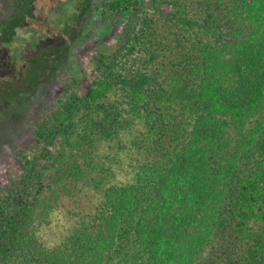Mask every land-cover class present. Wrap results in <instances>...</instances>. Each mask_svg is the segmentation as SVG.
<instances>
[{
  "label": "trees",
  "instance_id": "1",
  "mask_svg": "<svg viewBox=\"0 0 264 264\" xmlns=\"http://www.w3.org/2000/svg\"><path fill=\"white\" fill-rule=\"evenodd\" d=\"M104 15L139 24L102 54L82 116L64 103L36 128L0 192V264H264V0H106ZM89 192L94 210L43 242Z\"/></svg>",
  "mask_w": 264,
  "mask_h": 264
},
{
  "label": "rangeland",
  "instance_id": "2",
  "mask_svg": "<svg viewBox=\"0 0 264 264\" xmlns=\"http://www.w3.org/2000/svg\"><path fill=\"white\" fill-rule=\"evenodd\" d=\"M1 1L0 16L7 15L8 2ZM75 1L33 0L28 10L30 2L21 0L20 10L23 5L25 12L34 11L27 18L37 23L35 29H21L14 43L9 45L4 39L0 49V192L12 188L22 177L24 157H31L36 147L35 130L55 109L67 103L76 119L82 116L80 99L102 54L122 47L139 24L138 15L107 18L106 0H84L80 6L85 5L86 10L72 22L75 17L70 9ZM69 20L72 25L65 35V30L56 26ZM45 46L53 47L42 53ZM101 196L89 192L80 203L65 199L40 228L43 242L51 247L62 244L77 220L92 212Z\"/></svg>",
  "mask_w": 264,
  "mask_h": 264
},
{
  "label": "flooded vegetation",
  "instance_id": "3",
  "mask_svg": "<svg viewBox=\"0 0 264 264\" xmlns=\"http://www.w3.org/2000/svg\"><path fill=\"white\" fill-rule=\"evenodd\" d=\"M6 1L8 2L7 3L8 5H6V4L5 5H6V8L9 10V12L7 10V12H8L7 15H1L0 16V49H2L4 46L3 45L4 39H7L9 41L8 44L11 45L12 43H14V41L17 40V37H19L18 34L21 31V29H22V32L25 31V28L28 30H33V29H35L34 26L37 24L35 21H31L27 18V15L29 16V13L34 15V11L33 12L32 11L25 12L23 5H22L23 9L21 8V10H20L18 8L19 2L21 0H6ZM25 1L26 0H22V3L24 2V4H25ZM83 1L84 0H76L75 2H73V4H72L73 8H71L70 11L72 14H74L75 18L72 22H75V20L77 19V16H82L84 5L80 6V3H82ZM31 2L33 5V0ZM2 3L3 2L1 1V5H2ZM70 4L71 3H67V5H69V6H70ZM30 8H32V7L31 6L28 7V10H30ZM20 12H21V14H20ZM79 13H80V15H79ZM50 22L54 23L55 25L57 23L56 21H53V20H47L46 21V23H50ZM72 22L70 20L65 21L63 24L57 25L56 28L58 26H60L61 29L65 30V33H66L65 35H69L68 30L70 28L69 26L72 25ZM30 32H32V31H30ZM5 35H7V36H5ZM52 47L53 46L42 47L41 48L42 53H43V51H46V50L51 51Z\"/></svg>",
  "mask_w": 264,
  "mask_h": 264
}]
</instances>
